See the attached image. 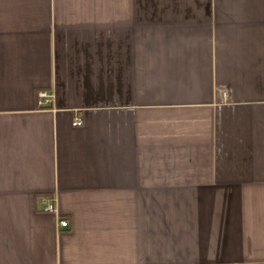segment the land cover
Here are the masks:
<instances>
[{"label":"crops","instance_id":"obj_1","mask_svg":"<svg viewBox=\"0 0 264 264\" xmlns=\"http://www.w3.org/2000/svg\"><path fill=\"white\" fill-rule=\"evenodd\" d=\"M0 264H264V0H0Z\"/></svg>","mask_w":264,"mask_h":264},{"label":"built area","instance_id":"obj_2","mask_svg":"<svg viewBox=\"0 0 264 264\" xmlns=\"http://www.w3.org/2000/svg\"><path fill=\"white\" fill-rule=\"evenodd\" d=\"M53 94L49 91H39L37 94V106L39 109H45L47 106H49L52 102ZM83 125V120L79 117L75 118L73 126L74 127H80ZM54 201L53 200H43V204H46V207L44 208V212H55L54 208ZM61 227L64 229L69 228V222L67 220H62L60 223Z\"/></svg>","mask_w":264,"mask_h":264}]
</instances>
